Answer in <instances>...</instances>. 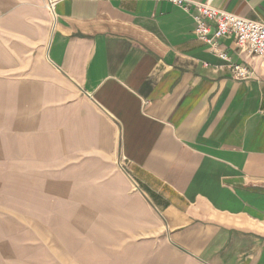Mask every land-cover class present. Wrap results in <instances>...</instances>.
<instances>
[{
	"label": "crops",
	"instance_id": "1",
	"mask_svg": "<svg viewBox=\"0 0 264 264\" xmlns=\"http://www.w3.org/2000/svg\"><path fill=\"white\" fill-rule=\"evenodd\" d=\"M53 1L0 0V264H264V61L171 0Z\"/></svg>",
	"mask_w": 264,
	"mask_h": 264
},
{
	"label": "built area",
	"instance_id": "2",
	"mask_svg": "<svg viewBox=\"0 0 264 264\" xmlns=\"http://www.w3.org/2000/svg\"><path fill=\"white\" fill-rule=\"evenodd\" d=\"M171 1L193 14L196 21L195 33L200 40L215 47L220 38L234 35L239 47L264 61V22L218 8L212 4L213 0ZM54 3L53 0H47V5L51 9ZM208 21L215 23L213 31ZM219 56L224 60L230 59L226 53H220ZM231 67L236 79L250 78L251 72L247 67L238 64H232Z\"/></svg>",
	"mask_w": 264,
	"mask_h": 264
},
{
	"label": "rangeland",
	"instance_id": "3",
	"mask_svg": "<svg viewBox=\"0 0 264 264\" xmlns=\"http://www.w3.org/2000/svg\"><path fill=\"white\" fill-rule=\"evenodd\" d=\"M61 218V220H65L66 218H71L72 219V222L74 223H81L83 222L84 223V216L82 215H71V216H59Z\"/></svg>",
	"mask_w": 264,
	"mask_h": 264
}]
</instances>
